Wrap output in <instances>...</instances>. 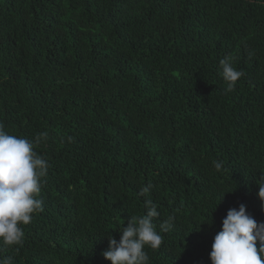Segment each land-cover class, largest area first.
<instances>
[{
	"label": "trees",
	"instance_id": "1",
	"mask_svg": "<svg viewBox=\"0 0 264 264\" xmlns=\"http://www.w3.org/2000/svg\"><path fill=\"white\" fill-rule=\"evenodd\" d=\"M229 55L244 75L225 94ZM0 125L46 133L49 163L43 211L0 259L110 264L151 183L157 231L175 219L150 264H211L229 209L264 222V0H0Z\"/></svg>",
	"mask_w": 264,
	"mask_h": 264
},
{
	"label": "clouds",
	"instance_id": "2",
	"mask_svg": "<svg viewBox=\"0 0 264 264\" xmlns=\"http://www.w3.org/2000/svg\"><path fill=\"white\" fill-rule=\"evenodd\" d=\"M233 61L234 57L230 55L219 61L218 71L226 84L225 94L233 91L236 82L244 75L234 67ZM46 138V133L38 134L32 140L10 135L0 125V245H22L25 236L23 226L31 223L34 214L43 211V201L38 196L49 163L35 148ZM68 139L71 142L72 138ZM213 167L219 172L224 169V162L214 161ZM255 184L261 211L264 212V174H260ZM152 188L149 183L138 193L145 197L146 213L128 219L127 226L119 231V241L108 237V247L102 256L110 264H150L145 248L159 249L163 243L161 232L173 228L175 218L170 215L157 231L153 221L160 213L150 198ZM209 260L211 264H264V222H257L244 204L229 209L220 231L213 237ZM0 264L14 262L9 256L0 259Z\"/></svg>",
	"mask_w": 264,
	"mask_h": 264
}]
</instances>
